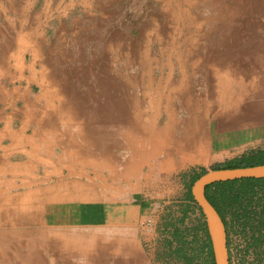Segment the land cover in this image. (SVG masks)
I'll return each mask as SVG.
<instances>
[{
	"label": "crops",
	"instance_id": "0c3cea01",
	"mask_svg": "<svg viewBox=\"0 0 264 264\" xmlns=\"http://www.w3.org/2000/svg\"><path fill=\"white\" fill-rule=\"evenodd\" d=\"M154 1L148 14L149 0H0V264H165L157 229L142 222L160 224L161 184L197 164H178L173 152L196 130L207 151L224 150V139L215 145L200 130L203 119L244 105L205 106L192 88L208 72L209 82L200 76L213 103L212 76L224 69L203 48L212 18L195 10L207 0ZM102 72L122 120L110 141L125 152L107 173L86 169L84 125L72 129L69 120L90 109H70L61 90L92 85L84 103L96 102Z\"/></svg>",
	"mask_w": 264,
	"mask_h": 264
},
{
	"label": "rangeland",
	"instance_id": "374dc122",
	"mask_svg": "<svg viewBox=\"0 0 264 264\" xmlns=\"http://www.w3.org/2000/svg\"><path fill=\"white\" fill-rule=\"evenodd\" d=\"M155 6V1L149 0L148 14L152 11L156 12ZM201 6L203 10L199 11L198 9L195 12L203 17H211L214 31L212 39L206 38V41L204 39L203 48L208 49V53L212 52L216 57H219L220 62H224V69L214 72L215 74L212 76L215 80L212 84L213 91L217 92L212 95L213 103L208 102L211 98V88L202 84L205 82L200 76L202 74V77L206 78L205 81L209 82L208 72H200L197 82L195 84V81L193 82L192 88L196 91L197 99L202 100V104L205 106H215L216 103L222 101H242L244 106L242 110L232 111L227 118L220 121H216L209 115L203 119L204 123L200 130H204L205 134L208 132L210 134L208 138L212 139L213 143H215V139H224L223 141L226 143L221 144L224 150L209 152L206 150L204 136L200 134L199 130L191 134L190 143L192 146L189 147L190 149L188 148V151L190 157H193V161L187 163L197 164L180 168L170 180L161 184L165 192L160 201L164 203L165 214L170 209L176 216L181 214L179 211L182 208L181 200L186 193L190 174L211 170L214 166L242 154L264 148V0H207L202 2ZM220 36L224 37L223 41L217 39ZM207 51L204 50V53ZM101 77H103L101 80H96L100 85V88L96 90L101 92V96L96 102L84 103L85 95H88L87 89H94L92 85L83 86L78 83L62 87L61 90L64 95H68L70 109L72 107L77 112L78 109L81 110L82 105L85 109H90L88 118L69 120L72 129H76L78 122L81 126L84 125L87 132L82 140L77 138L79 141H83V144L80 142V147L82 149L84 147L83 153L87 157L86 161L89 162V167L86 169L92 172L97 168L96 171L99 173H107L104 168L107 167L109 161L123 160L125 152L120 143L110 141L111 128L122 120L113 118L114 109L110 108L111 104L106 101L108 96L105 94L110 88L107 81L108 76L102 72ZM220 83L229 84V86L218 88L217 85ZM94 109L95 111H93ZM206 111L207 109H205V113ZM197 114H204V111L198 107ZM214 126H218L224 134L219 136L215 134ZM62 127L64 126L62 125ZM92 163L97 166L93 168ZM100 175L96 174L97 177ZM87 192L88 190H84L83 193L87 194ZM75 195L81 196L82 191ZM190 215L191 217L200 216L198 211L195 215L192 213ZM163 217L160 218L161 221ZM161 251L160 249V253ZM165 264L178 263L173 261Z\"/></svg>",
	"mask_w": 264,
	"mask_h": 264
},
{
	"label": "trees",
	"instance_id": "16d2710c",
	"mask_svg": "<svg viewBox=\"0 0 264 264\" xmlns=\"http://www.w3.org/2000/svg\"><path fill=\"white\" fill-rule=\"evenodd\" d=\"M262 164L264 148L242 154L211 170ZM205 172L188 176L181 214L176 216L170 209L166 214L164 211L163 220L156 227L162 250L160 256L165 263L214 264L204 217L190 193L192 183ZM204 195L225 225L229 264H264V178L213 183L205 187ZM197 211L199 217L195 215ZM191 213L195 216L191 217Z\"/></svg>",
	"mask_w": 264,
	"mask_h": 264
},
{
	"label": "water",
	"instance_id": "95a60500",
	"mask_svg": "<svg viewBox=\"0 0 264 264\" xmlns=\"http://www.w3.org/2000/svg\"><path fill=\"white\" fill-rule=\"evenodd\" d=\"M263 178L264 164L234 169L207 170L192 183L190 193L204 217L214 264H229V255L224 224L219 214L206 199L205 187L217 182Z\"/></svg>",
	"mask_w": 264,
	"mask_h": 264
},
{
	"label": "bare ground",
	"instance_id": "6f19581e",
	"mask_svg": "<svg viewBox=\"0 0 264 264\" xmlns=\"http://www.w3.org/2000/svg\"><path fill=\"white\" fill-rule=\"evenodd\" d=\"M163 117V116H162ZM160 117V118H162ZM169 120V119H168ZM172 120V119H171ZM161 121V120H160ZM168 122V121H167ZM168 130V128H167ZM162 145V144H161ZM164 145V144H163ZM191 143L187 142L186 145L182 144L179 149H177V151H174L173 154L175 156L176 162L181 165H183L184 163L187 162H192L193 161V157H190L191 155L189 154L190 152L188 151V148L191 147ZM163 147V146H162ZM184 149V151H183ZM190 149V148H189ZM186 151V152H185ZM158 152V150H157ZM149 155V154H148ZM150 156V155H149ZM148 158V157H147ZM158 158V157H157ZM163 159V158H162ZM158 163V162H157ZM146 164V163H145ZM150 169V168H149ZM152 170V169H151Z\"/></svg>",
	"mask_w": 264,
	"mask_h": 264
},
{
	"label": "built area",
	"instance_id": "2783aa9c",
	"mask_svg": "<svg viewBox=\"0 0 264 264\" xmlns=\"http://www.w3.org/2000/svg\"><path fill=\"white\" fill-rule=\"evenodd\" d=\"M142 226L146 228L147 231H153L156 229V223L152 218H147L143 221Z\"/></svg>",
	"mask_w": 264,
	"mask_h": 264
},
{
	"label": "flooded vegetation",
	"instance_id": "af4514ba",
	"mask_svg": "<svg viewBox=\"0 0 264 264\" xmlns=\"http://www.w3.org/2000/svg\"><path fill=\"white\" fill-rule=\"evenodd\" d=\"M222 220V219H221ZM223 222V221H222ZM224 224V223H223ZM224 227H225V225H224Z\"/></svg>",
	"mask_w": 264,
	"mask_h": 264
}]
</instances>
